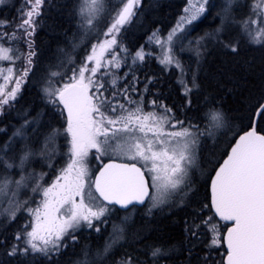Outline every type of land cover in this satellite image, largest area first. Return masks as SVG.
Returning a JSON list of instances; mask_svg holds the SVG:
<instances>
[{"label":"snow or ice","instance_id":"6c2138e0","mask_svg":"<svg viewBox=\"0 0 264 264\" xmlns=\"http://www.w3.org/2000/svg\"><path fill=\"white\" fill-rule=\"evenodd\" d=\"M46 6L56 5L23 0L14 17H0V124L8 121L0 127L6 137L0 140V264H61L69 249L67 264H264V75L234 109L224 107L234 88L223 95L203 91L198 76L209 42L233 55L241 38L264 47V0H223L216 27L189 40L197 67L187 71L176 53L184 50L189 26L214 7L210 0H187L166 36L153 30L148 40L162 50L158 62L165 71L179 70L181 103L173 105L158 92L149 98L154 77L137 87V68L153 53L144 45L133 52L121 38L142 0H72L67 15L74 30L36 81L39 103L17 109ZM245 6L247 15L238 18ZM17 61L24 64L19 72ZM122 66L127 71L120 75ZM193 93L202 96L198 115L189 114L197 109ZM93 155L107 158L98 171L90 167ZM140 209L143 224L133 228ZM121 210L125 215L111 222L102 243L80 244L82 230L101 237ZM157 215L181 225L182 239L147 242Z\"/></svg>","mask_w":264,"mask_h":264},{"label":"trees","instance_id":"16d2710c","mask_svg":"<svg viewBox=\"0 0 264 264\" xmlns=\"http://www.w3.org/2000/svg\"><path fill=\"white\" fill-rule=\"evenodd\" d=\"M71 2L72 0H52V3L56 6H46L44 19L36 28L33 37L36 56L33 57L34 63L32 65V71L20 85V96L16 104L17 109L27 108L29 105H32L33 102L39 103L36 81L50 63H55V58L58 55V48L66 47L67 40L71 37L74 30V22L70 21L67 15V7ZM210 2L214 7L192 25L190 37L195 38L197 35H203L205 31H211L219 23V19L215 17V12L222 5L223 0H210ZM248 2L250 3L251 0H248ZM22 3L23 0H8L6 5H0V17L11 19L16 15V9L20 7ZM142 4L143 7L136 11L134 18L124 26L121 33L124 44L131 51L134 52L141 45H144L145 50L153 53L152 56L137 68L136 75L141 80V83L138 84L137 87L143 88L144 77L146 75L152 76L155 78V84L150 86L151 93L148 94L149 98H155L153 94L158 92L160 99L164 100L166 104H180L181 93L177 83L179 74L172 69L164 70V66L158 62V48L154 42L148 40V37L153 30H158V35L165 34L173 26L182 12L185 0H142ZM248 10L247 6L240 8L237 12V17L239 18L247 15ZM65 33H67V36ZM230 33L233 36H238V27L232 26L230 28ZM21 47L23 48V46ZM192 49L191 51L195 52L193 47ZM23 50L25 52L27 51L26 48H23ZM78 51L82 53V49ZM186 51L181 56L184 57L187 67L191 66L192 68H196V55L193 56V53L190 54V52H188L190 50L188 49ZM5 64L7 65V62ZM23 66V61H17L15 69L19 72L22 70ZM124 71H127V68L122 66L120 75H123ZM262 75H264V47H261L259 44H252L241 38L240 50L237 54L233 55L221 51L218 46L209 42L207 44V50H202L201 52L198 76L202 90L214 92L217 95H223L228 87L234 88V93H228L226 96V102L224 104L225 109L236 108L237 101L242 95L246 94L248 86L258 81ZM128 79H131V77ZM188 79H191L190 73ZM221 84L225 86L224 89H220ZM237 84L240 85L238 89L236 88ZM200 99H202V96L198 97L193 93L192 100L193 104L197 105V109L189 113L190 115H198L199 111L202 110L199 105ZM232 115L235 117L237 113L233 112ZM13 117H15V113H13ZM45 119H47V117ZM16 122L17 120L15 118L11 121L13 124ZM7 123L8 121L5 120L4 124ZM4 124H0V127H3ZM53 126H58V122L53 120ZM8 134H11L10 127L8 129ZM5 138L3 134H0V140ZM222 142L223 136L221 137V143ZM94 160L96 163L92 161L91 167L93 170H97L99 164L96 159ZM201 164L207 166L206 150L202 153ZM195 181L199 182L198 186L201 188L202 192L203 184L201 178L198 177ZM142 212L143 209H140L134 213L133 220L130 222L133 228L143 224ZM124 213L125 212L121 210L112 214L109 223L117 220L119 215ZM181 216L182 213H176L178 219ZM150 219L153 230L150 233H146L147 242L172 243L182 239L180 234L181 225L173 224L171 216L157 215L155 218ZM23 222V217L21 216L18 224H22ZM17 226L18 225H13L9 231L15 230ZM106 232L107 230L98 238L94 233L89 236L88 231L82 230L80 232V244L91 243L92 246L95 247L98 243H102L103 236H107ZM75 250L79 251V246H77ZM72 251V249H69V252L60 259L63 260L66 256H69L70 259ZM116 251L119 253L122 249L117 248Z\"/></svg>","mask_w":264,"mask_h":264},{"label":"rangeland","instance_id":"374dc122","mask_svg":"<svg viewBox=\"0 0 264 264\" xmlns=\"http://www.w3.org/2000/svg\"><path fill=\"white\" fill-rule=\"evenodd\" d=\"M186 2H187V0H185V4H186ZM183 8H184V7H183ZM182 13H183V9H182V12L180 13V15H181ZM180 15H179V16H180ZM179 16H178V18H179ZM203 16H204V15H203ZM203 16H202V17H203ZM202 17H200L198 20H200ZM178 18L176 19V21H175V23L173 24V26L176 24ZM198 20H197V21H198ZM197 21H196V22H197ZM194 23H195V22H194ZM173 26H172V27H173ZM172 27H171V28H172ZM171 28H170V29H171ZM170 29H169V30H170ZM169 30H168V31H169ZM191 30H192V26H189V30H188V33H187V37H188V38L184 41V44H183V48H184V50H183L182 52L177 51V53H176V55L178 56L179 60H180L181 63L184 65L186 71H187L188 67H187V65H186V62L184 61V57H182L181 55L184 54L185 51H186L187 49L190 50V51H188V52H190V54L193 53V54H192L193 56L196 55L195 52H192V51H191V50H193V49H192V45L189 44V40H192L193 44H194V42H195V41H194V37H190V32H191ZM168 31H167L165 34L161 35V36H166L167 33H168ZM178 47H179V45H178ZM157 48H158V57H161V56L163 55L162 50H161L158 46H157ZM186 52H187V51H186ZM196 57H197V56H195V58H196ZM5 63H6V62H4V65L7 66ZM168 69H172V70L176 71L177 74H179V70L175 69L174 66L169 67ZM188 75H189V73H187V78H188ZM58 143L60 144V146L64 145V146L61 147V151H62V148H63V152H61V153L66 152L67 148H66L65 142H64V143H61V140H59ZM64 159H66V157H64ZM94 159H95L94 155L89 157L90 167H91V165H92V164H91L92 161H93L94 163H96V161H95ZM105 159H106V158H104L102 161H97V163H98V164H99V163L102 164V163L104 162ZM98 164H97V165H98ZM98 166H99V165H98ZM94 169H95V168H94ZM91 170H93L92 167H91ZM93 171H96V170H93ZM198 177H199V173L196 172V171H194V172H193V180L195 181V179L198 178ZM22 198H23V197H22ZM34 206H35V205H33V207H34ZM124 215H125V213H124V214H120L119 217H118V219L115 220V222H116V223H119L120 217H122V216H124ZM133 215H134V213H133ZM22 217H23V221H25V219L27 218V217H26V214H25V215H22ZM23 223H24V222H23ZM23 223H22V224H23ZM107 227H108V228H107L106 235H108V232L111 231L112 224L109 223ZM75 251H76V250H75ZM68 259H69V256L64 257L63 260H61V263L66 264L67 261H68Z\"/></svg>","mask_w":264,"mask_h":264},{"label":"flooded vegetation","instance_id":"af4514ba","mask_svg":"<svg viewBox=\"0 0 264 264\" xmlns=\"http://www.w3.org/2000/svg\"><path fill=\"white\" fill-rule=\"evenodd\" d=\"M60 140H61V143H64V142H65L63 137H61ZM62 146H64V145H62ZM62 146H61V147H62ZM61 152H63V148H62V151H61ZM99 166H101L100 163H99Z\"/></svg>","mask_w":264,"mask_h":264},{"label":"water","instance_id":"95a60500","mask_svg":"<svg viewBox=\"0 0 264 264\" xmlns=\"http://www.w3.org/2000/svg\"><path fill=\"white\" fill-rule=\"evenodd\" d=\"M107 162V161H106ZM106 162H104V163H106ZM117 162H121V161H117ZM139 166V165H138ZM117 207H119V206H117Z\"/></svg>","mask_w":264,"mask_h":264}]
</instances>
